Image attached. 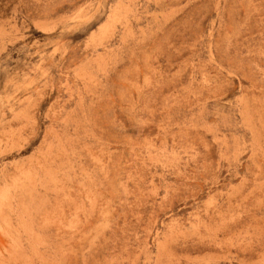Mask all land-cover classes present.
<instances>
[{
    "label": "rangeland",
    "instance_id": "1",
    "mask_svg": "<svg viewBox=\"0 0 264 264\" xmlns=\"http://www.w3.org/2000/svg\"><path fill=\"white\" fill-rule=\"evenodd\" d=\"M0 264H264V0H0Z\"/></svg>",
    "mask_w": 264,
    "mask_h": 264
},
{
    "label": "bare ground",
    "instance_id": "2",
    "mask_svg": "<svg viewBox=\"0 0 264 264\" xmlns=\"http://www.w3.org/2000/svg\"><path fill=\"white\" fill-rule=\"evenodd\" d=\"M1 206V205H0Z\"/></svg>",
    "mask_w": 264,
    "mask_h": 264
}]
</instances>
